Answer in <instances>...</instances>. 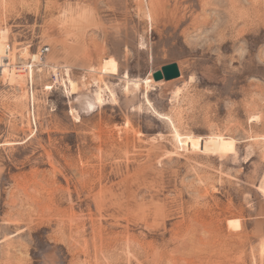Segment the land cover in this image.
<instances>
[{
	"label": "rangeland",
	"instance_id": "374dc122",
	"mask_svg": "<svg viewBox=\"0 0 264 264\" xmlns=\"http://www.w3.org/2000/svg\"><path fill=\"white\" fill-rule=\"evenodd\" d=\"M0 45V264H264V0H0Z\"/></svg>",
	"mask_w": 264,
	"mask_h": 264
},
{
	"label": "bare ground",
	"instance_id": "6f19581e",
	"mask_svg": "<svg viewBox=\"0 0 264 264\" xmlns=\"http://www.w3.org/2000/svg\"><path fill=\"white\" fill-rule=\"evenodd\" d=\"M0 53H6V49L3 48V45H0ZM102 70L104 73L115 74L117 71V64H116L115 60H113L111 58H104V60L102 62ZM0 75L1 76H7L8 75V68L4 64L0 65ZM57 80L59 81V77H57ZM156 82H158V81H156ZM75 89H76V87H75L74 83L71 82L70 87H69V91L71 93H74ZM190 141H191V139H187L186 143L188 144ZM222 143L225 144L224 141H222ZM198 144H199V141H197V145ZM229 223H231L232 225H237V220H230Z\"/></svg>",
	"mask_w": 264,
	"mask_h": 264
},
{
	"label": "water",
	"instance_id": "95a60500",
	"mask_svg": "<svg viewBox=\"0 0 264 264\" xmlns=\"http://www.w3.org/2000/svg\"><path fill=\"white\" fill-rule=\"evenodd\" d=\"M179 69L176 63H169L167 65L162 66L160 70H157L152 73V78L154 81L160 80H172L174 78L179 77Z\"/></svg>",
	"mask_w": 264,
	"mask_h": 264
},
{
	"label": "built area",
	"instance_id": "2783aa9c",
	"mask_svg": "<svg viewBox=\"0 0 264 264\" xmlns=\"http://www.w3.org/2000/svg\"><path fill=\"white\" fill-rule=\"evenodd\" d=\"M44 51H45V52L48 51V48H45ZM44 51H43V52H44Z\"/></svg>",
	"mask_w": 264,
	"mask_h": 264
}]
</instances>
